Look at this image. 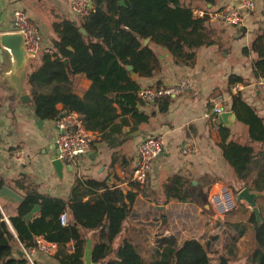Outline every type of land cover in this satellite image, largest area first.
I'll return each mask as SVG.
<instances>
[{
    "label": "trees",
    "instance_id": "1",
    "mask_svg": "<svg viewBox=\"0 0 264 264\" xmlns=\"http://www.w3.org/2000/svg\"><path fill=\"white\" fill-rule=\"evenodd\" d=\"M92 1L94 7L89 16L54 24L57 39L53 41V54L42 52L39 64L29 63L28 83L39 119L56 121L61 114L76 112L87 130L99 132L100 140L113 148L118 145L123 128L131 126L129 117L134 121L130 133L137 132L141 124L150 120L138 108L143 104L138 96L140 85L128 66H133L139 77L154 76L160 65L158 54L151 46L155 44L166 48L177 65L193 67L198 50L214 44L208 19L194 17V3L213 6L218 0H125V5L120 4L121 0ZM148 38L152 43L145 45ZM251 52L258 55L252 63L253 76L257 80L264 78V30H259L250 47L243 49L245 55ZM65 59L70 61L72 74L64 64ZM76 75H84L91 81L83 96L67 91L45 94L37 89L71 82ZM236 82L245 80L231 75L229 84ZM231 102V110L247 126L251 142L260 143L263 149L256 151L252 144L230 140L231 128L220 123L219 146L223 159L243 182L239 187L230 183L236 195L247 188L257 194L258 203L259 194L264 193V119L241 92L232 94ZM169 103V100L162 103L163 112ZM58 104L63 109H58ZM147 183L132 182V186L152 199ZM15 184L24 201L18 206V214L10 217L12 228L0 208V264H30L19 243L34 246L36 237L58 245L55 256L45 255L55 264H84L88 247L92 249L95 264H231L227 256L213 263L209 249L194 238L179 242L170 236L159 240L154 247L141 248L132 237L122 235L138 194L133 190L125 191L106 181L78 178L69 200H64L41 193L26 174ZM3 186L0 179V190ZM192 189L186 178L170 177L162 185L165 199L155 202L192 201ZM238 201L239 205L243 203ZM36 205H40V213L26 221L24 217ZM65 213L68 223L63 225L61 216ZM249 222L254 229L255 248L250 255L251 263L245 264H264V218L259 222L252 212ZM244 232L243 225L241 235ZM36 263L51 264L49 259L42 262L38 257Z\"/></svg>",
    "mask_w": 264,
    "mask_h": 264
},
{
    "label": "crops",
    "instance_id": "2",
    "mask_svg": "<svg viewBox=\"0 0 264 264\" xmlns=\"http://www.w3.org/2000/svg\"><path fill=\"white\" fill-rule=\"evenodd\" d=\"M233 1L218 0L213 6L195 2L194 6L195 9L217 10ZM71 2L72 0H0V36L15 32L14 13L21 10L40 30L44 45L52 48L53 41L57 39L54 24L66 19L78 20L72 11ZM208 26L214 44L198 50L197 62L193 67L177 65L166 48L151 44L150 40L149 43L160 59L159 70L152 77L132 74L140 89L185 81L189 83V88L175 98L139 105L138 108L150 117L149 122L141 124L137 132L130 133L134 121L129 117L131 126L123 128L120 141L113 148L100 140L99 132L90 131L93 137L90 153L71 163H64L62 173H58L53 164L57 120H43V125L38 126L39 118L35 113L32 87L28 83L31 71L29 63L39 64L40 56L17 70L10 51L0 44V50L3 49V57L0 52V179L4 186L18 194L22 193L15 181L26 174L38 185L41 193L69 200L78 178L106 181L110 186L117 185L125 191L138 192L131 214L124 223L122 235L132 237L139 247H154L159 240L170 236H175L179 242L194 238L209 249L213 263L221 256L229 257L231 264L251 263L255 234L249 222L253 212L250 205L243 202L224 219H217L210 205L199 202L201 196L198 193L205 192L208 185L209 195L219 184L231 183L236 187L243 184L223 159L219 146L222 141L219 123H222L219 117L218 124L214 122L213 108L218 104L224 112L232 111L234 93L229 84L230 76H241L245 80L241 91L243 98L264 119V95L258 91L257 79L252 73V63L258 55L254 52L243 54V49L250 47L257 32L264 30V0H257V6L244 26H226L211 21H208ZM90 85L91 81L86 76L76 75L72 76L71 82L37 89L45 94L67 91L83 96ZM165 100L170 103L167 111L163 112L162 103ZM58 109H63V105L58 104ZM222 125L231 128L230 140L252 144L256 151L263 149L260 143L251 142L247 126L238 119ZM152 135L162 136L165 146L164 152L153 165L146 185L152 198L149 199L132 186L131 177L138 162L139 145L144 138ZM185 143L195 145L198 150L190 155L184 154L182 147ZM176 175L186 178L192 184L193 200L156 203V200L165 199L163 183ZM259 195L257 204L264 218V193ZM202 196L205 201L206 194ZM19 204L14 199L0 197V206L5 207L3 212L9 220L18 214ZM243 225L245 232L241 235ZM9 226L12 228L11 224ZM87 251H92L91 247ZM37 257L42 262L49 259L51 264H55L52 258L43 254H38Z\"/></svg>",
    "mask_w": 264,
    "mask_h": 264
},
{
    "label": "built area",
    "instance_id": "3",
    "mask_svg": "<svg viewBox=\"0 0 264 264\" xmlns=\"http://www.w3.org/2000/svg\"><path fill=\"white\" fill-rule=\"evenodd\" d=\"M257 0H234L226 7L217 10L194 9V17L197 19L207 18L211 22H219L226 26L241 27L245 25L246 19L256 8ZM92 0H72L71 8L78 18H85L93 10ZM15 32L24 36L25 50L29 60L35 59L42 52L53 54V49L45 46L40 30L33 24L29 16L21 10L14 13ZM187 81L180 84L156 85L139 89L138 96L143 103L153 104L164 98H175L187 91L189 88ZM258 91L264 95V78H260L256 83ZM244 89L242 82H236L232 85V93L239 94ZM223 108L216 104L213 108V119L218 124V117L222 114ZM58 132L54 137L58 145L59 158L64 163H71L77 158L90 153L93 145V137L84 125L80 114L70 112L63 114L57 121ZM164 139L162 136H148L142 140L138 148V162L132 173V182L144 185L147 183L155 161L164 152ZM198 150L195 145L185 143L182 151L190 155ZM21 156L18 158L20 159ZM238 195H236L228 185L219 184L209 193V204L214 211L217 219H224L228 214L238 209ZM1 208V206H0ZM2 212L3 209L1 208ZM4 214V212H3ZM4 220L10 225V220L4 215ZM63 225L68 223V215L61 216ZM22 254L30 264H37L38 254H44L49 257L56 255L58 245L48 242L43 237H36L34 246H25L20 243Z\"/></svg>",
    "mask_w": 264,
    "mask_h": 264
},
{
    "label": "water",
    "instance_id": "4",
    "mask_svg": "<svg viewBox=\"0 0 264 264\" xmlns=\"http://www.w3.org/2000/svg\"><path fill=\"white\" fill-rule=\"evenodd\" d=\"M121 5H125V0L120 1ZM81 32L84 35H87V32L84 28H81ZM150 42V38L144 40V44L147 45ZM0 44L2 48H5L10 51L16 65V69L21 70L23 67L28 65L29 63V57L25 50V44H24V36L17 32L12 33H5L0 36ZM1 48V57H3V49ZM69 49L72 51L73 49L69 47ZM64 64L66 65L68 71L70 74H72V69L70 66L69 59L64 60ZM128 70L132 72L133 75L135 73L133 72V66H128ZM25 97L31 101V98L28 95H25ZM63 114L60 115L62 117ZM220 122L222 124H230L231 121H237V116L232 111H225L220 116ZM38 126L43 125V120L38 119L37 122ZM55 143V141H54ZM56 147V154L54 156L53 164L56 167V170L58 173H62L64 162L59 158V149L58 145L55 143ZM0 197H6L9 199H14L20 203L24 201V197H22L20 194L9 188L8 186H3L0 190ZM238 200H242L243 202L250 205L252 208L253 213L256 215V218L259 222L263 221L262 213L260 210L259 205L257 204V195L255 193H251L249 189H243L237 196ZM41 210L40 205H36L30 213H28L24 218L26 221H30L36 214H38ZM85 262L86 264H94L92 260V251H87L85 254Z\"/></svg>",
    "mask_w": 264,
    "mask_h": 264
},
{
    "label": "rangeland",
    "instance_id": "5",
    "mask_svg": "<svg viewBox=\"0 0 264 264\" xmlns=\"http://www.w3.org/2000/svg\"><path fill=\"white\" fill-rule=\"evenodd\" d=\"M151 176V175H150ZM149 176V177H150ZM229 187H230V189H232L233 190V192L236 194L237 192H236V190L234 189V187L233 186H230V185H228ZM208 191H209V185L207 186V189L205 190V192L203 191V192H201V193H198L201 197H200V203L203 205L204 203L205 204H208V205H210L209 204V195L207 194L208 193ZM206 194V200L208 199V201L206 202V200L204 201V199L202 198L203 196L202 195H205ZM239 202V201H238ZM239 205V204H238ZM1 207H2V209L5 211V207H3L2 205H1ZM157 245V244H156Z\"/></svg>",
    "mask_w": 264,
    "mask_h": 264
}]
</instances>
